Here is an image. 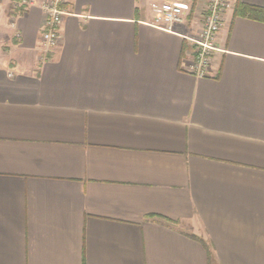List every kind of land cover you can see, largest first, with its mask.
I'll return each instance as SVG.
<instances>
[{
    "label": "crops",
    "instance_id": "obj_1",
    "mask_svg": "<svg viewBox=\"0 0 264 264\" xmlns=\"http://www.w3.org/2000/svg\"><path fill=\"white\" fill-rule=\"evenodd\" d=\"M0 0V264H264V21L231 0L211 74L183 59L206 0ZM20 35L19 37L17 35Z\"/></svg>",
    "mask_w": 264,
    "mask_h": 264
},
{
    "label": "built area",
    "instance_id": "obj_2",
    "mask_svg": "<svg viewBox=\"0 0 264 264\" xmlns=\"http://www.w3.org/2000/svg\"><path fill=\"white\" fill-rule=\"evenodd\" d=\"M65 2L66 0H16L12 4L13 19L36 4L44 10L46 19L41 42L45 55L59 48L61 44L64 19L69 14ZM230 7L231 0H206L201 11L195 14L194 20L198 22L196 33L185 35L190 44L189 53L183 59L186 72L198 78L211 74L214 56L221 51L218 38ZM187 8L188 3L184 0L164 1L154 6L155 16L150 24L163 30L174 31V25L185 23Z\"/></svg>",
    "mask_w": 264,
    "mask_h": 264
},
{
    "label": "trees",
    "instance_id": "obj_3",
    "mask_svg": "<svg viewBox=\"0 0 264 264\" xmlns=\"http://www.w3.org/2000/svg\"><path fill=\"white\" fill-rule=\"evenodd\" d=\"M235 15H249L256 20L264 21V8L249 6L239 1L236 5Z\"/></svg>",
    "mask_w": 264,
    "mask_h": 264
},
{
    "label": "rangeland",
    "instance_id": "obj_4",
    "mask_svg": "<svg viewBox=\"0 0 264 264\" xmlns=\"http://www.w3.org/2000/svg\"><path fill=\"white\" fill-rule=\"evenodd\" d=\"M197 28H198V22H196Z\"/></svg>",
    "mask_w": 264,
    "mask_h": 264
}]
</instances>
